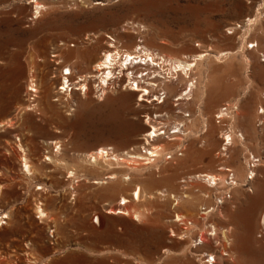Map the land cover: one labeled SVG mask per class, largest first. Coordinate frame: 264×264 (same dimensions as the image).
<instances>
[{
	"label": "rangeland",
	"instance_id": "1",
	"mask_svg": "<svg viewBox=\"0 0 264 264\" xmlns=\"http://www.w3.org/2000/svg\"><path fill=\"white\" fill-rule=\"evenodd\" d=\"M140 50L164 60H124ZM200 54L193 99L183 71L164 102L128 85ZM220 171L209 197L187 185ZM1 215L0 264H264V0H0Z\"/></svg>",
	"mask_w": 264,
	"mask_h": 264
},
{
	"label": "bare ground",
	"instance_id": "2",
	"mask_svg": "<svg viewBox=\"0 0 264 264\" xmlns=\"http://www.w3.org/2000/svg\"><path fill=\"white\" fill-rule=\"evenodd\" d=\"M36 3H37V1H36ZM39 7V4L37 3V8ZM39 8H41V7H39ZM256 43V42H255ZM111 46V45H110ZM109 46V47H110ZM141 47V46H140ZM139 48V47H138ZM137 48V49H138ZM143 50V49H142ZM120 51V50H119ZM119 51H115V52H113L110 48H108V49H106L105 50V54H104V58H103V60L102 61H99L98 63H97V65H96V67H95V69L97 70V71H99L100 69H103L104 71L102 72V74H101V81L103 82H105L107 79L109 80V78H111L112 76H113V74H114V67L116 66V64L118 63V65H119V59L118 58H120V56H122V55H120V52ZM139 51V50H138ZM151 51V50H150ZM149 50H146V51H143V54H144V62L142 61V59H143V57H142V52H141V50H140V52H141V54L139 53V52H137L136 53V51H133V52H124L125 53V57H124V60H127V59H129V58H131V60H130V63H141L142 62V64H154L155 62V59L153 58L154 57V54L152 53V52H150ZM231 52V51H230ZM157 54V53H156ZM225 53H221L220 55H218L219 57L221 56V55H224ZM227 54V53H226ZM204 55L205 54H200V56H199V58L198 59H196V62H194V63H187L186 61H181V60H178L177 59V61L175 60V63L176 64H174V66H173V61H172V66H173V69L175 70L174 71V73L172 72L173 71V69H171L172 71L169 73H166L167 74V76H160V74H158L159 76H157V77H159V78H164V80L163 81H161L160 79H158V78H156V75H154L152 78H156L157 79V81H158V83L157 82H152V81H149V80H146V78H144L146 75L147 76H149L151 73H153L154 74V72L155 71H152L151 73H146L145 74V76L143 75V74H141V76H139L138 78L137 77H131V76H127L126 78H127V81H128V85L130 86V89H131V91H133V92H137L138 93V95L140 96V100H147L148 101V98L147 97H149L150 96V94L151 93H153L155 90H157V91H159V90H163L164 91V93H162V97H161V99H160V94L159 95H157L155 98H153L152 100H149V101H153V100H158V101H161V102H164V100H165V98L167 97V94L169 95L173 90H172V88H174V87H171V86H165V88L163 87V85L165 84V83H167V82H171V79L172 78H177V76H175V74L177 73H179L180 71L182 72H184V76H183V79H184V81L187 83V85H186V89H185V91L184 92H182L181 94H179V97H177V98H175V100H181V99H188V100H190V99H193V96H191V95H193L192 93V91H194V89L195 88H197V83H198V76H194L193 74H192V70L194 71V67L196 66V63H197V60H199V59H201L202 57H204ZM160 56V55H159ZM206 56V55H205ZM217 56V57H218ZM162 57V56H161ZM195 57H197V56H195ZM195 59V58H194ZM163 60V59H162ZM166 60V59H165ZM172 60V59H171ZM174 60V59H173ZM195 61V60H194ZM124 62V61H123ZM167 62V61H166ZM168 62H170V61H168ZM158 63V62H157ZM156 63V64H157ZM160 63V62H159ZM164 63H165V61H164ZM163 63V64H164ZM156 64H154V65H156ZM162 64V63H161ZM167 65V64H166ZM171 65V64H170ZM120 66H122V62L120 63ZM150 66V65H149ZM157 66V65H156ZM169 66V65H168ZM198 66V65H197ZM119 68V67H118ZM126 68V67H125ZM132 68V67H131ZM170 68H172V67H170ZM178 68V69H177ZM94 69V70H95ZM137 69V68H136ZM143 69V68H142ZM69 71H71V69L69 70ZM179 71V72H178ZM69 73H71V72H69ZM140 73V72H139ZM131 74V73H130ZM152 74V75H153ZM176 74V75H177ZM103 75V76H102ZM193 75V76H192ZM92 77L94 76V75H91ZM90 76V77H91ZM135 76V75H134ZM146 76V77H147ZM150 77V76H149ZM63 78H66V77H63ZM151 78V79H152ZM81 79V78H80ZM182 79V80H183ZM111 80V79H110ZM33 81V80H32ZM119 81V80H118ZM126 81V82H127ZM34 83V82H33ZM172 83V82H171ZM200 83V82H199ZM75 85V84H74ZM73 86V85H72ZM83 87V86H82ZM84 87H86L85 86V84H84ZM107 87V86H106ZM164 88V89H163ZM29 90H31V91H36V88H34L33 87V84H30V89ZM38 95V94H37ZM155 95V94H154ZM145 96H147V97H145ZM152 97V96H151ZM159 103V102H158ZM225 110H223V109H220V112H219V114H220V117L221 116H223V115H225L226 114V112H224ZM227 111V110H226ZM227 115V114H226ZM225 117V116H224ZM148 118H149V121H150V119H151V117L150 116H148ZM151 123V122H150ZM152 126H151V129H150V131H149V134H147L148 136H147V138H152V139H154L155 141H159L160 143H158V144H156V145H153V147L152 148H150V156H158V155H160L163 151H164V149L166 148V146L168 145V143L167 144H165L164 142V144H162L161 143V137H160V135H161V133H158V131H159V129L158 128H156L157 126L155 125V124H151ZM208 125V124H207ZM206 125V126H207ZM161 127V126H160ZM162 129V128H161ZM166 129V128H165ZM162 133H167V132H162ZM233 133V132H232ZM211 135H212V133H211ZM231 135L232 134H230V133H228V134H226L225 135V141H227L226 142V144L227 143H229L230 144V142L232 141V137H231ZM213 137V136H212ZM214 138V137H213ZM234 139V138H233ZM211 142H213L214 143V141H211ZM211 142H210V145H211ZM146 150V149H145ZM166 150V149H165ZM149 151V150H148ZM108 153V151L107 150H105L104 149V147H100V148H98L97 149V151H96V154H98V155H103V153ZM209 153V152H208ZM149 155V154H148ZM210 155V154H209ZM92 156V155H91ZM115 156V155H114ZM209 157H211V156H209ZM150 158V157H149ZM124 159V158H123ZM213 161V160H212ZM211 161V162H212ZM259 161V160H258ZM210 162V163H211ZM214 162V161H213ZM256 162V161H255ZM27 163V162H26ZM215 163V162H214ZM256 165V164H255ZM27 166V165H26ZM28 167V166H27ZM229 169V168H228ZM230 170V169H229ZM254 171V170H253ZM223 171H220L218 174H212V173H206V172H193V173H191L187 178L189 179V183L187 184V185H189L190 187V189L191 190H194L195 189V191L196 192H199L200 194H203V195H205V196H210L211 194V191L212 190H214L215 188H217V186L219 185V184H221L222 182H224L225 181V178H223V173H222ZM224 173H226V172H224ZM242 174V173H241ZM225 175V174H224ZM228 175V174H227ZM227 175L225 176V177H227ZM234 175H236V174H234ZM239 175V174H238ZM241 176H239V178H240ZM229 178V177H228ZM235 177H231V178H229L231 181H229L232 185H237V184H239V182H238V180L235 178ZM188 179H186V180H188ZM228 179V180H229ZM199 181H203V182H205L206 184H211V187L210 188H208V189H206V190H202V188H201V186H200V188H199ZM246 181V180H245ZM228 182V181H227ZM242 182V181H241ZM204 188H207V187H204ZM188 190V189H187ZM216 190V189H215ZM190 191V190H189ZM139 192V191H138ZM195 192V193H196ZM190 194H191V192H189ZM198 193V194H199ZM196 195V194H195ZM183 196V195H182ZM204 196V197H205ZM182 198V197H181ZM192 198H193V196H192ZM196 199V198H195ZM194 200V199H193ZM225 200V199H224ZM127 201V200H126ZM125 201V202H126ZM125 202L124 203H122V204H125ZM192 202V201H191ZM222 202H223V200H222ZM122 204H119L116 208H114V209H110V210H108L109 212H112V213H127V210H126V208H124L123 206L121 207L120 205H122ZM44 210L43 209H40V213H42ZM130 212V211H129ZM43 214V213H42ZM46 214V213H45ZM137 215V214H136ZM178 218H179V215H178ZM182 218V217H181ZM210 231V230H209ZM213 233V232H212ZM185 234V233H184ZM204 234V233H203ZM209 234V233H208ZM211 234V233H210ZM209 234V235H210ZM202 237H204V236H200V238H201V240L203 239L204 240V238H202ZM206 239V238H205ZM211 246V245H210ZM210 255H212V254H210ZM213 258H214V255H213Z\"/></svg>",
	"mask_w": 264,
	"mask_h": 264
},
{
	"label": "built area",
	"instance_id": "3",
	"mask_svg": "<svg viewBox=\"0 0 264 264\" xmlns=\"http://www.w3.org/2000/svg\"><path fill=\"white\" fill-rule=\"evenodd\" d=\"M158 57H159V55H154L153 58L155 59V61H162V58L160 57V59H159ZM127 60H128V64H130L129 60H131V58H129ZM133 64H135V63H133ZM68 75H69V72L64 73V76L66 78H65V80L61 81V84L59 85L58 90L61 92H67L68 93V92H70V90L72 88V87H70L69 80L67 79ZM78 89H80V91H82V92H84V90H85L84 87H80ZM99 90L103 91V87L100 86ZM223 110H226V108H224ZM5 218L6 217L4 215L0 216V224H3L5 222L4 221ZM202 260H203V264H213L214 263L213 255H204Z\"/></svg>",
	"mask_w": 264,
	"mask_h": 264
}]
</instances>
